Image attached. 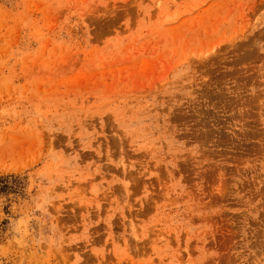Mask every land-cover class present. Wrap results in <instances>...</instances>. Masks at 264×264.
<instances>
[{"label":"rangeland","instance_id":"obj_1","mask_svg":"<svg viewBox=\"0 0 264 264\" xmlns=\"http://www.w3.org/2000/svg\"><path fill=\"white\" fill-rule=\"evenodd\" d=\"M9 175L0 264H264V0H0Z\"/></svg>","mask_w":264,"mask_h":264},{"label":"trees","instance_id":"obj_2","mask_svg":"<svg viewBox=\"0 0 264 264\" xmlns=\"http://www.w3.org/2000/svg\"><path fill=\"white\" fill-rule=\"evenodd\" d=\"M10 179H14V177L10 175L0 176V194L7 193L12 189V186L10 185Z\"/></svg>","mask_w":264,"mask_h":264}]
</instances>
